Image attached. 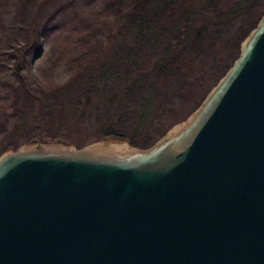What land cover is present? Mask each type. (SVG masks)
Returning a JSON list of instances; mask_svg holds the SVG:
<instances>
[{"label": "water", "instance_id": "1", "mask_svg": "<svg viewBox=\"0 0 264 264\" xmlns=\"http://www.w3.org/2000/svg\"><path fill=\"white\" fill-rule=\"evenodd\" d=\"M0 264H264V15L152 146L1 154Z\"/></svg>", "mask_w": 264, "mask_h": 264}, {"label": "rangeland", "instance_id": "2", "mask_svg": "<svg viewBox=\"0 0 264 264\" xmlns=\"http://www.w3.org/2000/svg\"><path fill=\"white\" fill-rule=\"evenodd\" d=\"M133 1L0 0V155L42 138L83 147L102 140L105 124L126 143L152 146L200 106L264 14V0L172 4L160 27L170 30L188 16L192 28L165 38L168 49L158 58L141 61L143 93L157 98L154 120L142 128L136 118H122L126 86L98 79L119 48L130 46ZM31 94L43 101L40 113Z\"/></svg>", "mask_w": 264, "mask_h": 264}, {"label": "trees", "instance_id": "3", "mask_svg": "<svg viewBox=\"0 0 264 264\" xmlns=\"http://www.w3.org/2000/svg\"><path fill=\"white\" fill-rule=\"evenodd\" d=\"M176 1L177 0H134L132 4L133 13L130 18L129 33L132 37L130 46L127 48H119L117 51L118 56L113 60V66H107L106 69H103L102 72H105V74L102 73V76L98 78L99 81L106 80V82L117 79L121 81V84L126 86L123 104L120 105L121 110L124 111L123 113L126 114V116L122 118L132 116L136 118L139 126L142 128L153 122L157 98L150 93H143L142 86L144 84L145 75L139 73L142 68L141 61L147 58H158L165 49H168V47L162 49L164 44L163 40L165 38L168 39L171 35L181 38L184 36V33H182L184 29L191 30L192 28V26H189L188 16L181 17L180 20L175 21V24L170 30L160 27L161 21L168 15L171 5ZM200 15H202V12L198 11L196 16ZM35 31L36 30L32 29V32ZM202 34L203 31L200 33L198 32L196 34L198 36L197 39H199ZM24 48L26 50L28 49L27 46ZM161 50L163 51L161 52ZM17 70L20 75L21 69L18 68ZM158 71L165 72L166 69L161 68L158 69ZM31 96L39 100L37 111L40 113L44 109L42 99L32 94ZM116 100L117 99L113 98L112 103L115 104ZM112 108L114 113L118 112L113 105ZM101 130L104 134L102 138L103 141L111 140L124 142L123 138L125 137L115 131L113 126L105 124ZM40 140V142L56 141L55 138H42ZM57 142L67 144V142L63 141ZM31 143H36V141H32ZM131 144L137 146L133 142ZM19 146L20 145L16 144L14 147L4 152L18 148Z\"/></svg>", "mask_w": 264, "mask_h": 264}]
</instances>
